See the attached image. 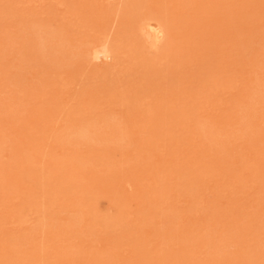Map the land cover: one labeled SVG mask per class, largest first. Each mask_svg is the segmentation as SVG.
Masks as SVG:
<instances>
[{
    "label": "rangeland",
    "instance_id": "obj_1",
    "mask_svg": "<svg viewBox=\"0 0 264 264\" xmlns=\"http://www.w3.org/2000/svg\"><path fill=\"white\" fill-rule=\"evenodd\" d=\"M0 264H264V0H0Z\"/></svg>",
    "mask_w": 264,
    "mask_h": 264
},
{
    "label": "bare ground",
    "instance_id": "obj_2",
    "mask_svg": "<svg viewBox=\"0 0 264 264\" xmlns=\"http://www.w3.org/2000/svg\"><path fill=\"white\" fill-rule=\"evenodd\" d=\"M108 51V52H107ZM107 51H104L103 50V52H100L98 55L99 56H101V57H106V58H108L110 55H109V53H110V51L109 50H107Z\"/></svg>",
    "mask_w": 264,
    "mask_h": 264
}]
</instances>
